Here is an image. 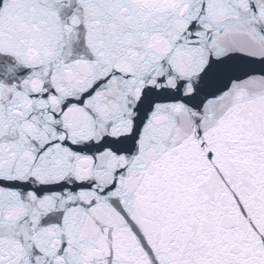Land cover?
<instances>
[{
	"label": "snow or ice",
	"instance_id": "obj_1",
	"mask_svg": "<svg viewBox=\"0 0 264 264\" xmlns=\"http://www.w3.org/2000/svg\"><path fill=\"white\" fill-rule=\"evenodd\" d=\"M0 264H264V0H0Z\"/></svg>",
	"mask_w": 264,
	"mask_h": 264
}]
</instances>
